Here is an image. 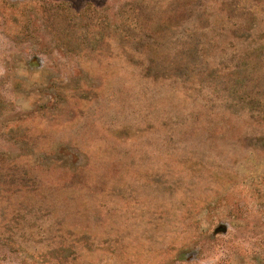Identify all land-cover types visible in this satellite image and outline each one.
<instances>
[{
  "label": "rangeland",
  "instance_id": "1",
  "mask_svg": "<svg viewBox=\"0 0 264 264\" xmlns=\"http://www.w3.org/2000/svg\"><path fill=\"white\" fill-rule=\"evenodd\" d=\"M0 264H264V0H0Z\"/></svg>",
  "mask_w": 264,
  "mask_h": 264
}]
</instances>
